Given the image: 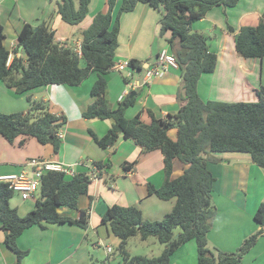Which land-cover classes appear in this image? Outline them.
<instances>
[{
  "label": "trees",
  "instance_id": "16d2710c",
  "mask_svg": "<svg viewBox=\"0 0 264 264\" xmlns=\"http://www.w3.org/2000/svg\"><path fill=\"white\" fill-rule=\"evenodd\" d=\"M52 2L54 0H46ZM91 0H55L56 14L70 26L80 25L87 16ZM239 0H121L115 18L112 10L116 0H106L107 11L98 12L90 25L81 30L79 53L66 43L55 39L50 22L37 26L24 23L17 35V49L8 62L9 51L3 46L5 35L0 26V80L16 94H22L47 85L78 86L92 73L97 74L90 89L92 103L82 112L86 120H108L110 127L100 138L89 131L100 149L113 148L119 138L132 141L141 154L160 151L164 181L159 188L148 185V193L159 200L174 199V205L160 221L143 220L136 207L113 205L103 214L102 224L119 243L115 249L123 264H170L174 252L189 241L196 245V264H242V258L264 234V202L256 209L253 219L260 226L246 237L235 252L225 253L210 248L207 235L211 230L216 209L212 203L215 178L207 163H218L217 153L248 154L252 163L264 169V87L257 92L256 102L202 101L197 83L203 74H210L216 65V55L209 49L206 36L191 30V23L202 19L214 7L231 8ZM137 3L161 10L158 35L168 34L166 42L178 64L180 84L176 100L180 103L174 115L156 118L147 110L150 122L144 123L140 114L131 119L125 110L134 102L127 95L116 109L107 104V83L104 75L114 66L118 47L119 17L130 12ZM18 48H21L18 51ZM235 51L244 58L264 57V21L255 26H242L235 37ZM129 67L141 70L135 59ZM27 112L4 114L0 112V137L8 144L18 138L22 146L28 139L49 145L53 152L60 147L58 133L65 117L55 116L43 102L27 97ZM176 129V140L167 132ZM180 162L181 175L172 179L173 164ZM135 162L122 164V169H133ZM110 163L95 162L97 176L110 168ZM90 175L78 173L67 176L56 171H45L34 194V208L20 216L9 201L13 191L0 182V230L4 245L14 255L13 264H21L26 256L16 245V239L32 226L68 223L82 229L87 227L86 211H79L78 219L60 215L59 207L78 209V199L87 194ZM180 232L174 235V229ZM141 241L155 238L164 245L158 257L130 256L126 251L130 238Z\"/></svg>",
  "mask_w": 264,
  "mask_h": 264
},
{
  "label": "crops",
  "instance_id": "0c3cea01",
  "mask_svg": "<svg viewBox=\"0 0 264 264\" xmlns=\"http://www.w3.org/2000/svg\"><path fill=\"white\" fill-rule=\"evenodd\" d=\"M92 3L93 0L89 6ZM120 3L121 0H116L112 10L113 18L117 15ZM106 11V0H98L96 8L88 10L79 27H71L60 20L56 14V4L52 5V2L0 0V26L5 35L3 46L10 53L8 62L14 57L17 35L24 23L35 27L50 17V27L55 33V39L69 46L70 40L71 47L79 53L81 39L74 40L72 31L76 27L80 31L87 28L95 14ZM161 12L160 9L157 11L146 4L137 3L132 11L120 15L114 66L135 59L140 62L142 69L134 71L129 79L125 73L111 69L104 75L108 107L116 109L122 101L120 97L128 92L124 96H131L134 102L125 110V118L131 119L140 114L141 120L146 124L150 122L147 110L156 118L164 119L167 115L176 114L180 106L176 100L180 84L178 69H171L162 78L147 84L142 83L143 70L155 61L160 51H170L166 42L168 34L164 37L157 36ZM260 19L264 21V0H239L231 8L214 7L202 19L191 23V30L206 36L210 51L216 55L214 71L203 74L197 83V93L202 101H257L256 92L264 87V57L258 59L239 56L235 51V37L240 27L255 26ZM96 78L97 74L92 73L78 86L47 85L22 94H16L0 80L1 113L27 112V97H30L47 105L51 114L65 117V123L58 133L60 147L57 152H53L49 145L39 144L35 139H28L20 146V138L11 145L0 137V175L28 174L30 168L27 163L31 159L73 166V174L90 175L87 194L78 199V209H57L60 215L72 219H78L79 211H86V229L62 223L48 224L43 228L35 225L24 230L16 239L17 247L27 253L21 264L121 262L115 253L119 240L102 224L101 218L106 210L113 205L132 206L140 210L143 220L160 221L174 205V199L163 201L148 193V185L159 188L164 181L160 151L141 154L138 146L122 138L118 139L113 148L103 150L93 141L89 131L100 138L110 127L108 120H86L82 117V112L93 101L90 89ZM132 83H138V86L133 89L130 87ZM167 135L175 141L176 129H170ZM214 157L220 162H208L207 168L215 178L212 203L216 215L207 240L210 248L232 253L246 237L260 229L253 215L264 202V169L252 163L248 154L217 153ZM95 162H109L111 166L97 176ZM133 162V169H122V164ZM183 168L180 162L175 161L171 178L181 175ZM23 210L26 214L32 208L26 205ZM98 239L112 247V255L107 257L102 248L95 246ZM3 240L4 233L0 230V264H13L15 257ZM190 242L179 247L171 259L176 255H187L186 248L190 257L194 255L196 245ZM259 246L264 247V234L242 258V264H246L248 260L264 261V248L261 250Z\"/></svg>",
  "mask_w": 264,
  "mask_h": 264
},
{
  "label": "built area",
  "instance_id": "2783aa9c",
  "mask_svg": "<svg viewBox=\"0 0 264 264\" xmlns=\"http://www.w3.org/2000/svg\"><path fill=\"white\" fill-rule=\"evenodd\" d=\"M171 69H178L176 59L167 50H162L157 54L155 61L143 70L142 83L147 84L154 79L162 78ZM111 70L119 73H125L127 79L131 78L132 73L135 71L129 67L128 61L113 66ZM137 86L138 83H132L130 87L134 89V87L136 88ZM126 94H128V92H126L124 95ZM124 95L120 97V101L125 97ZM27 166L30 168V172L28 174L19 173L0 175V182L8 184L9 189H11L14 193H17L21 200L24 201L34 197L41 175L45 171L61 172L67 176L74 175L72 173L73 166H64L59 163L51 164L44 160L31 159L28 161ZM92 176L94 177V174H92ZM95 246L102 248L107 257L113 253L112 247L106 245L101 239L96 241ZM111 264L123 263L117 262Z\"/></svg>",
  "mask_w": 264,
  "mask_h": 264
},
{
  "label": "rangeland",
  "instance_id": "374dc122",
  "mask_svg": "<svg viewBox=\"0 0 264 264\" xmlns=\"http://www.w3.org/2000/svg\"><path fill=\"white\" fill-rule=\"evenodd\" d=\"M97 1L98 0H93L92 6L88 7L89 11L96 8ZM54 4H55V0L52 1V5ZM47 13L51 14L50 11H47ZM46 21L51 23V18L50 17L46 18ZM71 27H74V26H71ZM119 28H120V24H119ZM80 32L81 31L77 27L74 28V30L72 31V34L74 35V40L77 38L81 39ZM157 36L160 37L158 35V31H157ZM69 44L70 46H72L70 40H69ZM35 200H36L35 198H31L29 200L24 201V200H21V198L19 197L17 193H13V196L9 201V205L11 208L18 209L17 210L18 214L20 216H23L25 214V211L23 210V208L26 207L27 205L29 207L31 206V208L33 209L35 205ZM179 232H180L179 228L174 229V235H177ZM190 243L194 245L193 241H191ZM163 248H164V245L159 243L155 238L150 237L145 241H141L138 236H135L128 240L126 251L128 252L130 256H143L146 258H152V257H158L162 253ZM263 248H264L263 246H259V249L262 250ZM186 249H187V255H182L183 257L182 256L177 257L176 255L175 257L171 259L170 264H196V252L194 253V255H191L190 257L188 255L189 250L188 248ZM246 264H264V261L262 259L258 260V262H251L248 260Z\"/></svg>",
  "mask_w": 264,
  "mask_h": 264
},
{
  "label": "water",
  "instance_id": "95a60500",
  "mask_svg": "<svg viewBox=\"0 0 264 264\" xmlns=\"http://www.w3.org/2000/svg\"><path fill=\"white\" fill-rule=\"evenodd\" d=\"M19 50H21V48H19ZM131 97V96H130Z\"/></svg>",
  "mask_w": 264,
  "mask_h": 264
}]
</instances>
